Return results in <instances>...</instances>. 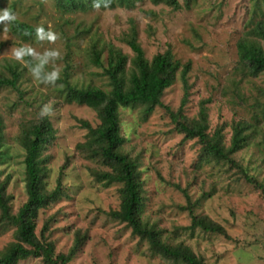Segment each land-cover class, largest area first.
I'll return each instance as SVG.
<instances>
[{"label": "rangeland", "instance_id": "374dc122", "mask_svg": "<svg viewBox=\"0 0 264 264\" xmlns=\"http://www.w3.org/2000/svg\"><path fill=\"white\" fill-rule=\"evenodd\" d=\"M14 1L16 18L50 28L57 39L25 42L12 34L10 23L2 24L0 75L9 76L7 66L11 64H17L21 71L18 88L0 87V113L5 121L8 152L6 161L0 163V179L10 176L8 192L12 195L13 212L27 200L25 152L19 137L25 125L41 117V106L50 103L53 112L47 117L54 125L56 138L42 153L47 168L45 182L51 190L61 176L65 194L40 211L38 235L48 222L45 233L58 254L68 252L76 230L87 232L88 238L68 264H185L151 250L148 241L132 233L130 225L110 217L111 210L120 208L121 184L106 186L97 182L90 170L101 166L77 147L88 136L80 120L97 126L98 113L87 105L67 102L61 78L69 67L73 84L109 89L107 77L98 75L103 69L90 61L92 45L102 48L113 44L121 49L129 57L128 72L134 52L125 38L135 25L137 39L148 59L172 47L178 59L192 61L188 74L190 95L184 106L189 118H196L200 102L209 99L211 131L240 118L253 121L258 110L253 108L254 99L264 100V73L252 77L245 74L246 70L243 73L236 69V44L249 28L250 15L258 17L264 9V0H198L190 9L178 10L165 2L142 0L134 8H94L71 14H61L55 0H9L2 2L0 9H9ZM261 43L264 46V41ZM21 45L39 52L59 49L56 65L60 78L55 84L34 80L25 65L12 59V49ZM107 53H103L105 63ZM25 61L31 63V58L25 57ZM46 68L51 70V64ZM183 94V83L178 77L165 90L162 102L176 111ZM239 94L247 99L245 103H239ZM121 125L128 138L123 151L136 158L142 171L143 194L147 197L142 217L157 225L164 242L191 246L207 264H264V192L260 188L244 178L237 179L235 167L201 164L200 144L183 140L184 134L174 129L164 107L157 106L147 117L140 106L123 108ZM224 132L228 141L230 127L225 126ZM236 158L245 171L264 183V123L236 153ZM189 203L195 214L222 224L228 236L191 230ZM14 240V228L0 229L1 250ZM19 264L44 262L31 257Z\"/></svg>", "mask_w": 264, "mask_h": 264}, {"label": "trees", "instance_id": "16d2710c", "mask_svg": "<svg viewBox=\"0 0 264 264\" xmlns=\"http://www.w3.org/2000/svg\"><path fill=\"white\" fill-rule=\"evenodd\" d=\"M9 0H0L7 2ZM142 0H109L107 7L101 4V9L124 6L136 7ZM155 4L165 2L173 9L185 7L190 9L198 0H152ZM264 4V1L262 2ZM17 1L9 6L14 11ZM56 7L61 14H71L79 11L94 9L92 0H55ZM258 10V17L250 15L248 29L237 41L238 64L246 75L258 77L264 73V9ZM38 23H30L16 18L10 23L12 34L20 40L31 42L35 39V27ZM2 24H0V33ZM126 43L134 52L132 66L127 72L129 57L121 49L113 44L98 47L92 45L90 61L103 69L98 75H105L109 89L98 85L79 86L71 82V72L66 67L61 78L63 92L67 102L87 105L98 113L100 123L93 126L87 120H80L81 126L87 128L88 136L84 142L77 144L81 152L94 159L101 169L92 168L93 178L104 185L121 184L120 208L111 210L110 217L130 225L132 233L142 240L148 241L150 249L160 253L164 257L182 261L185 264H207L203 257L198 255L191 246L186 244H168L162 240V231L155 223L143 218V208L146 196L143 194L142 171L136 158L123 151L127 142V136L121 125V110L124 108H143V115L149 116L157 106L167 109L170 113L174 129L184 134L183 140H196L200 144L198 161L206 165H226L227 169L237 168L238 178L254 183L264 192V183L257 177L245 171L242 163L236 158V153L244 148L252 135L257 134L264 123V100L260 97L254 99L253 108L257 107L253 114V121L245 118L217 125L210 130L209 99L200 102L199 112L196 118H189L184 112V106L188 102L191 85L188 74L192 70V61L183 62L178 59L172 47L156 53L151 59L145 55V51L137 39L136 26L125 38ZM1 44V43H0ZM107 50L106 63L103 62V53ZM10 75H0V87L18 88L21 71L17 64L8 65ZM127 72V73H126ZM180 77L184 94L179 108L171 110L162 102V97L167 88ZM264 94V91H263ZM262 96L264 97V95ZM240 104L247 101L241 94L238 95ZM230 127V138L227 141L224 127ZM5 121L0 113V163H4L8 157L4 142ZM56 138V130L53 123L47 117L35 119L32 123L23 127L19 142L24 150V180L27 191V200L19 207L17 212L12 209V195L8 192L10 176L0 179V229L14 228L15 240L6 248L0 249V264H19L21 260L31 257L41 258L44 264H68L73 256L82 248L88 238L87 232L80 229L75 231V238L67 253H55L54 243L45 233L49 229L46 222L40 232L37 233L40 211L60 199L65 194L62 177L57 180L53 189L46 187L45 177L47 168L44 165L42 153L47 144ZM66 164L62 166L61 173ZM179 187V186H178ZM187 198L189 195L183 189ZM183 208V207H181ZM192 223L191 230L199 229L202 232L222 234L228 236L225 227L217 221L195 214L189 203Z\"/></svg>", "mask_w": 264, "mask_h": 264}, {"label": "clouds", "instance_id": "9594fccd", "mask_svg": "<svg viewBox=\"0 0 264 264\" xmlns=\"http://www.w3.org/2000/svg\"><path fill=\"white\" fill-rule=\"evenodd\" d=\"M109 0H92L93 8H100L101 4L107 7ZM16 20V14L7 7L0 9V24L4 26ZM35 39L39 41L47 40L54 42L57 39V34L43 25L35 27ZM61 53L57 48H46L39 52L31 46L21 45L13 48L11 51L12 59L19 61L25 65L29 74L34 80L40 81L44 84H55L60 78V68L56 65V60ZM25 57L31 58V63L25 61ZM51 64V70L46 68ZM53 108L50 103H45L41 106L39 115L41 117L51 115Z\"/></svg>", "mask_w": 264, "mask_h": 264}]
</instances>
